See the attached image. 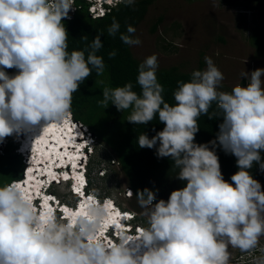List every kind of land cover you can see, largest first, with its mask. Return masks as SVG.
<instances>
[{"label": "clouds", "instance_id": "obj_1", "mask_svg": "<svg viewBox=\"0 0 264 264\" xmlns=\"http://www.w3.org/2000/svg\"><path fill=\"white\" fill-rule=\"evenodd\" d=\"M85 1L91 17L104 15L116 4L136 3ZM73 2L0 0V154L4 140L12 136L23 163L20 179L0 185V264H236L230 261L229 247L247 253L259 249L261 255L254 257L253 264H264V247L260 246L264 187L249 171L254 163L264 170V68L242 73L246 84L223 91L222 71L205 56L206 67L193 70L188 81H178L172 93L174 103H169L156 75L158 58L152 54L138 66L139 93L131 83L103 88L99 103L105 108L112 103L119 111L130 110V123L145 125L158 117L163 129L151 138L141 133L138 146L155 148L158 157L170 158L176 177L186 181L167 200L156 201L155 192L149 189L137 193L143 225L140 229L132 226V235L121 232L115 241H105L102 230L108 226V207L88 192L89 150L95 152L97 142L70 112L73 93L80 84L93 70L97 76L104 74L103 58L97 54L103 44L101 35H96L86 50H68V32L62 20L74 11ZM135 31L129 24L126 32L120 33L121 41L139 45ZM118 32L120 25L113 19L107 33L115 37ZM81 39L87 41L88 37ZM115 55V51L109 53L110 58ZM6 69L16 72L9 75ZM201 116L222 118L216 138L208 142L212 148L195 141ZM65 117L84 136L79 149L87 156L76 159L75 174L83 178L82 193L90 197L76 210L66 206L73 201H64L62 194L54 191V186H71V180L59 183L58 174L52 171L74 152L66 156V145L52 138L43 142L50 131L48 124ZM217 145L236 157L238 170L231 182L223 177ZM39 164H44L42 170ZM42 171L46 174L43 178ZM127 188V196H131ZM61 205L62 215L57 211ZM115 208L123 212L117 204ZM65 209L70 213L65 215ZM123 213L135 216L129 210ZM107 235L112 237L111 229Z\"/></svg>", "mask_w": 264, "mask_h": 264}, {"label": "rangeland", "instance_id": "obj_2", "mask_svg": "<svg viewBox=\"0 0 264 264\" xmlns=\"http://www.w3.org/2000/svg\"><path fill=\"white\" fill-rule=\"evenodd\" d=\"M237 3L243 5H236ZM244 5H247L246 8ZM252 5L253 2L250 0H151L141 20L134 25L135 37H138L141 43L130 46V50L140 62L145 57L155 54L159 67L177 65L182 71L197 70L201 62L200 70H203L206 67L204 58L208 56L224 75L220 90L225 88L230 90L236 84L247 83L241 78L242 73L264 68V53L256 51L248 39L254 26L252 21L255 17L254 11L249 7ZM159 18L160 21L151 32V26ZM95 140L97 142L95 152L93 148L89 150L92 159L88 192L101 198L105 195L110 196L114 200L111 202L112 206L116 207L117 204L123 212L129 210L134 213L135 218L130 226L141 227L144 223L142 209L137 198L127 196L126 178L116 158L104 143L97 138ZM62 144L63 141H60L59 145ZM108 154L112 155L110 160L107 158ZM85 156L82 155L83 158ZM77 158L75 155L58 162L52 170L58 174L59 183H64L65 177L72 182L71 186L64 184L54 186V191L60 192L64 201L70 203L73 201V204L66 205L71 210H76L90 197L83 195L80 178L75 174L78 172L75 171L77 163L74 165L73 162H76ZM94 163L98 165L95 166ZM38 168L42 170L40 166ZM258 171L259 174L255 173L252 176L264 187V170L258 168ZM175 172L176 169L172 167L148 177V189L155 192L156 201L167 200L173 190L185 186L186 181L179 180ZM55 180L56 178L52 179V182ZM31 183L35 185L34 179H31ZM76 188L80 189V193L74 191ZM65 191L72 196L64 195ZM73 196L79 197L80 200L73 199ZM39 204L36 206L37 210L40 208ZM62 207L64 205L57 208L61 215ZM123 212L118 210L115 212L118 219L127 216ZM260 246L264 247V238H261ZM229 252L230 261L233 260L236 264H253L254 257L261 255L259 249L247 253L229 247Z\"/></svg>", "mask_w": 264, "mask_h": 264}, {"label": "trees", "instance_id": "obj_3", "mask_svg": "<svg viewBox=\"0 0 264 264\" xmlns=\"http://www.w3.org/2000/svg\"><path fill=\"white\" fill-rule=\"evenodd\" d=\"M151 0H136L132 6L124 4L114 5L102 16L91 17L87 11L85 0H74V11L67 18L62 20L68 32V50H86L96 35H101L103 47L97 52L102 56L105 71L103 76H97L95 70L79 86V90L73 93L70 112L75 120L80 121L87 126L90 133L100 142L109 148L116 158L120 170L126 178V186L131 190L132 196L137 198V193L148 189V177L164 169L173 167V161L168 157H158L155 148H140L138 146V136L145 133L151 138L156 132L163 129L164 125L158 117L145 125H135L127 121L130 110L119 111L112 103L105 108L99 101L103 99L102 90L105 86L117 87L131 83L133 90L140 92L137 84L138 66L141 63L134 57L130 46L123 43L120 39V33H125L129 24L133 27L141 20L147 6ZM253 2L252 18L253 27L249 33V43L258 52L264 53V0H250ZM236 5H243L237 3ZM247 6V5H246ZM244 5V8H246ZM115 19L120 25V32L115 37L109 36L108 27ZM160 18L153 23L150 31H154ZM260 21V23H256ZM87 36V41L81 39ZM168 45V44H167ZM166 47V45H164ZM115 51L116 55L112 58L109 53ZM202 67V62L198 69ZM9 75H13L16 69H6ZM193 71H182L177 65L168 67H159L157 78L163 86V96L166 102L174 103L172 93L180 80L188 81ZM103 80V83L99 81ZM245 84V83H244ZM223 91H231L224 89ZM215 109L213 105L210 112ZM220 117L209 119L208 116H201L198 123L199 131L195 135V141L198 144H209L216 138L218 125L221 122ZM5 145L0 154V185L8 184L10 181L20 179L23 171V163L20 155L15 152L16 144L13 137H7ZM219 158L221 171L225 180L231 182V176L238 168L236 157L225 151L218 145L215 147ZM94 154V153H93ZM112 155L108 154L110 160ZM264 159V151L261 152ZM91 157L89 159L88 170H90ZM95 166L98 164L94 163ZM258 164L254 163L249 170L251 174L258 173ZM89 172V171H88ZM89 175V174H88ZM89 175V185H90Z\"/></svg>", "mask_w": 264, "mask_h": 264}, {"label": "bare ground", "instance_id": "obj_4", "mask_svg": "<svg viewBox=\"0 0 264 264\" xmlns=\"http://www.w3.org/2000/svg\"><path fill=\"white\" fill-rule=\"evenodd\" d=\"M49 136H51L52 138H54L58 142V139L60 138L61 134H60V132L58 130H51V131H49V135L46 136L43 139V142H45L46 139L49 138ZM50 145L52 147H54V143H50ZM42 149H44V148H42ZM56 152H59V151L56 150ZM33 158L35 159V158H37V156L36 157L34 156ZM29 172H30V169L27 170V173H29ZM98 199H100V201H101L102 204H106L107 207H108L109 214H108V216L106 218L107 225L108 226H110L111 224H114L115 225L117 223L116 222L117 221V217H116V213H115L116 212V208L114 206H112V204H111V197L110 196H105V197H102L101 198V197L98 196ZM64 217H65V215H64ZM134 218H135V216L123 217L121 219V222L118 221V225H120V226L122 225V228L123 229H125L127 227H131L130 224H131V222L133 221ZM137 228L140 229L141 227L138 226ZM116 239H117V237L112 236L111 239H109V240L108 239H105V241H115ZM133 243H135V242H133Z\"/></svg>", "mask_w": 264, "mask_h": 264}, {"label": "snow or ice", "instance_id": "obj_5", "mask_svg": "<svg viewBox=\"0 0 264 264\" xmlns=\"http://www.w3.org/2000/svg\"><path fill=\"white\" fill-rule=\"evenodd\" d=\"M65 178L67 179V177H65ZM80 179H81V183H83V178L81 177ZM74 191L77 192V193H80V189L79 188L74 189ZM69 213L70 212L67 209H65V215H67Z\"/></svg>", "mask_w": 264, "mask_h": 264}, {"label": "built area", "instance_id": "obj_6", "mask_svg": "<svg viewBox=\"0 0 264 264\" xmlns=\"http://www.w3.org/2000/svg\"><path fill=\"white\" fill-rule=\"evenodd\" d=\"M127 191H129V193L131 192L128 188H127Z\"/></svg>", "mask_w": 264, "mask_h": 264}]
</instances>
